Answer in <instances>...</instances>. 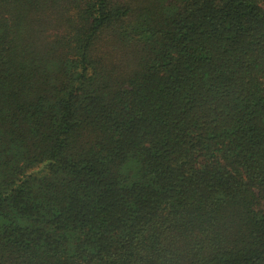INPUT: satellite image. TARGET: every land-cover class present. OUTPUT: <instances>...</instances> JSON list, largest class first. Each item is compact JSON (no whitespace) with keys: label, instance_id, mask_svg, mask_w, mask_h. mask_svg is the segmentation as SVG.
<instances>
[{"label":"trees","instance_id":"16d2710c","mask_svg":"<svg viewBox=\"0 0 264 264\" xmlns=\"http://www.w3.org/2000/svg\"><path fill=\"white\" fill-rule=\"evenodd\" d=\"M0 264H264V0H0Z\"/></svg>","mask_w":264,"mask_h":264}]
</instances>
